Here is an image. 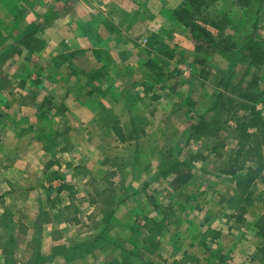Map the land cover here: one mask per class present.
Segmentation results:
<instances>
[{"label": "rangeland", "instance_id": "obj_1", "mask_svg": "<svg viewBox=\"0 0 264 264\" xmlns=\"http://www.w3.org/2000/svg\"><path fill=\"white\" fill-rule=\"evenodd\" d=\"M57 1L0 0V28L4 30L5 41H13L15 46L9 50V45L3 47L0 43V54L15 58L13 66H0V74H15L24 83L20 86L18 81L12 83L7 77L3 84L0 82V90L2 86L22 90L12 103L18 99L25 104L31 101L30 93L38 84L31 77L38 73L31 60L34 49L42 44L33 35L43 31L49 11ZM179 1L182 4L186 0H164L163 17L156 19V30L148 32L146 41H142L148 78L126 70L125 80L112 85L111 80L105 79L106 83L99 84V88L121 87L126 91L123 104L121 98L114 100V105L104 99L107 105L102 106L101 113L107 122L125 128L120 134L114 129L107 130L103 138L85 135L82 140L79 135V197L72 189L76 188L73 183L65 179V173L60 174L62 165L57 148L71 142L65 136L55 137L63 122H57L56 114L45 124L51 132L47 147L52 154L45 161L51 163L49 172L41 177L49 187L41 185L52 189L64 185L66 191L62 194L53 190L45 192L46 201L52 202L53 208L55 205L61 208L64 202L68 204L62 214L68 219L80 215L83 223L79 228L90 236L89 247L83 249L91 253L82 257L86 264H264V253L260 251L262 238L257 234L258 220L264 214V179L258 178L252 186L249 204L241 201L235 183L251 164L243 163L237 175L225 171L228 160L234 156L236 139L230 133H221L225 146L213 151L212 142L191 135L189 128L202 117L210 120L218 113L217 107L212 111L209 108L218 93L225 91L221 80L231 86L243 75L244 85L251 74H257L260 81L255 88L264 89V64L247 67L251 49L242 46L252 34L258 47L264 43V0H249L247 6L239 4V0H215L203 7V13L208 12L210 19L221 23L219 27L207 24L215 42L202 52L196 51L189 29L172 14ZM143 4L146 13L152 14L151 2ZM223 15L226 18L222 20ZM220 31L222 37L218 35ZM157 72L160 75L156 76ZM170 72L171 76L167 77ZM140 78L142 84L133 83ZM257 107L264 115V107L261 104ZM228 114L220 115L221 121L227 119L224 126H233L242 112L235 117ZM11 122L12 114L0 116L1 129ZM121 135L125 142L120 140ZM196 152L206 159L176 166ZM218 153L222 156H217ZM187 173L189 178L184 181ZM261 174L264 176V168ZM91 189L93 192L88 193ZM94 200L105 204L92 207L88 202ZM154 204L158 205L157 209ZM243 207L245 211L241 210ZM53 208L50 211L55 216L57 211ZM4 209L1 205L0 220L11 213ZM89 210L98 211L93 223L87 218ZM147 217L157 224L149 222ZM25 227L0 224V233L10 232L15 236L10 242L0 240V248L3 243L7 245L4 264H14L13 261L34 264L45 256L44 252H58L73 245L70 237L74 238L77 232L73 226L66 225L64 231L54 228L57 238L40 235L38 239L39 230L47 229L46 226ZM216 231L220 232L219 236Z\"/></svg>", "mask_w": 264, "mask_h": 264}, {"label": "crops", "instance_id": "obj_2", "mask_svg": "<svg viewBox=\"0 0 264 264\" xmlns=\"http://www.w3.org/2000/svg\"><path fill=\"white\" fill-rule=\"evenodd\" d=\"M148 1L152 4L150 10L153 13L150 15L143 4ZM163 5L164 0H58L49 11L43 34L39 31L33 35L42 44L34 49L31 60L38 71L31 76L38 83L35 91L30 93L31 101L25 104L18 99L12 103L13 98L21 96L22 90L5 86L0 90V116L12 114L11 124L2 129L0 127V206L11 211L8 217L0 220V224L16 223L22 229L29 224L46 226L47 229L44 227L41 230L42 234L39 230L38 239L40 235L49 239L58 236L55 227L64 231L68 225L77 231L74 238L70 237L73 245L58 252H44L45 256L34 264H86L83 255H91L89 250L83 251L89 247L87 241H90V236L79 228L83 223L80 215L79 218L74 216L68 219L62 215L68 204L64 202L61 208H56V205L53 208L52 202L46 201L48 195L45 192L48 190L62 194L65 189L59 191L58 188L42 186L47 185L41 177L49 172L51 166V163L45 162L46 156L52 154V150L47 147L51 132L45 124L47 120H52L51 115L56 114L57 122H63V128L58 129L60 131L55 137L65 136L71 142L64 146L55 142L59 145L57 151L61 157L60 174L65 173V179L73 183L76 188L72 189L79 197V135L82 140L85 135L103 138L107 130L120 128L122 131L125 128L122 124L116 126V122H107L101 113L102 106L107 105L104 99L114 105V100L121 98L123 104L125 99L122 96L127 97L126 91L121 90V87L113 90L99 88V84L106 83L103 81L105 79L111 80L112 85L115 81L125 80L126 70L148 78L149 70L143 61L145 43L142 41H146L148 32L156 30V19L163 17ZM0 35L3 47L9 45V50L15 49L13 41H5L2 28ZM14 59L6 53L5 56L0 54V66H13ZM5 75L0 74L2 84L6 77L11 78L12 83L18 81V85L24 84L15 74ZM137 82L142 84L143 80L140 78L133 83ZM92 192L93 189L88 190V193ZM88 204H93L90 205L92 207L100 204L103 207L105 202L94 200ZM52 208L56 209L57 215L52 214ZM95 211L86 212L91 223L97 219L98 211ZM12 239L15 236L10 232L0 233L2 242ZM7 253V245L1 244L0 263L4 264L3 257ZM74 253H78L77 256Z\"/></svg>", "mask_w": 264, "mask_h": 264}, {"label": "trees", "instance_id": "obj_3", "mask_svg": "<svg viewBox=\"0 0 264 264\" xmlns=\"http://www.w3.org/2000/svg\"><path fill=\"white\" fill-rule=\"evenodd\" d=\"M206 1L186 0L172 10L176 21L189 29L190 35L195 41V49L197 52L204 51L207 45L215 42L212 32L207 28V24L210 23L213 27H219L221 23V21L210 19L208 12L203 13V7H207L209 3L215 0H210L208 3ZM238 3L247 6L249 0H239ZM224 18H226V15L221 16L222 20ZM218 35L222 37L223 33L220 31ZM252 35L245 42L247 44L242 45L243 48L251 49V52L247 54V67L264 64V43L258 47L257 43L253 41ZM246 73L247 71H245ZM171 74L172 72L168 73L167 77L171 76ZM155 75H160V73L157 72ZM243 78L244 76L242 75L236 83L230 84L231 86H228V82L222 83L221 80L222 87L227 92L220 91L218 96H216V100L212 102L209 108V111H212L217 107L218 113L214 114L210 120L202 117L197 123L190 125L189 128L191 135L205 137L208 141L212 142L211 150L213 151L225 146V140L221 138V133H230L236 139L237 147L234 149V156L228 160L225 171L227 174L237 175V171L244 166L243 163L248 162L251 165H256V167L251 165L246 166L244 176H238L235 183L237 195L240 200L249 204L251 202L252 186L258 178L264 179V176L261 174L264 168V115L257 107V104H261L264 107V89L258 90L255 88L260 81L257 74H251V77L244 85L243 82L245 80ZM224 112L227 115L230 113L231 117H235L240 112L242 114L233 126H224L227 119L223 121L219 119L220 115ZM116 131L119 134L121 133L120 128ZM121 137L120 140L124 141L122 135ZM217 156L221 157L222 153H218ZM205 159L206 156L201 152L191 153L185 162H179L176 166L191 164L194 161ZM240 164L241 166H239ZM188 178L189 174L187 173L184 181ZM62 189H64V185L60 184L58 190L60 191ZM154 208L157 209L158 205L154 204ZM241 210L245 211V208L243 207ZM146 219L153 224H157L156 220L148 217ZM215 233L218 236L220 235L219 231ZM257 234L262 238L260 251L264 253V214L258 220Z\"/></svg>", "mask_w": 264, "mask_h": 264}]
</instances>
